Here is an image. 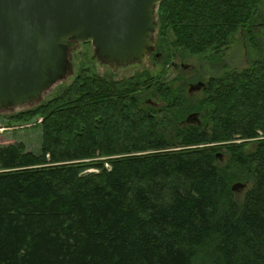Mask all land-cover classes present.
<instances>
[{"label":"trees","instance_id":"obj_1","mask_svg":"<svg viewBox=\"0 0 264 264\" xmlns=\"http://www.w3.org/2000/svg\"><path fill=\"white\" fill-rule=\"evenodd\" d=\"M157 22L165 68L220 59L264 0H160ZM165 71L82 68L4 116L41 119L42 144L0 146V264H264V58L223 66L196 100Z\"/></svg>","mask_w":264,"mask_h":264},{"label":"water","instance_id":"obj_2","mask_svg":"<svg viewBox=\"0 0 264 264\" xmlns=\"http://www.w3.org/2000/svg\"><path fill=\"white\" fill-rule=\"evenodd\" d=\"M160 0H0V109L24 106L73 72L71 48L91 41L115 68L145 63ZM204 81L191 83L189 92ZM200 120L192 112L189 123ZM247 183L235 182L242 194Z\"/></svg>","mask_w":264,"mask_h":264},{"label":"rangeland","instance_id":"obj_3","mask_svg":"<svg viewBox=\"0 0 264 264\" xmlns=\"http://www.w3.org/2000/svg\"><path fill=\"white\" fill-rule=\"evenodd\" d=\"M255 31L256 33L252 35L237 32L234 35L232 46L223 51L220 59H209L207 61L204 58L192 57L184 61L179 60L180 69L178 67H173L172 64L169 68H165L163 63H158L155 67L151 64L153 68L152 71L165 69V73L168 76L176 78L178 82H183L186 91H188L189 83L206 80L211 75L220 71L223 66L241 69L251 64L254 60L264 58V24H256ZM70 53L73 64L72 75L67 76L51 86L38 100L25 104L24 106L10 107L3 110L0 109V146L14 142H23L29 150L36 153L39 152L42 144V127L40 124H37L36 121H41V119L32 120L24 124L18 122L7 124L6 120H4V116L30 108L54 97L63 86L69 84L73 80L75 75L82 68H88L89 71L99 74H113L117 79L129 77L137 71L144 69V65L141 66L135 63L118 70L103 66L102 62L97 57L95 46L91 41H84L77 44L70 49ZM183 62L190 66L181 68ZM201 95V91H198L192 94V97L196 100V98ZM220 159L221 162L224 163L227 157L221 156ZM238 195L242 196L243 192ZM195 264H209V260L204 256V253H202L196 259Z\"/></svg>","mask_w":264,"mask_h":264},{"label":"flooded vegetation","instance_id":"obj_4","mask_svg":"<svg viewBox=\"0 0 264 264\" xmlns=\"http://www.w3.org/2000/svg\"><path fill=\"white\" fill-rule=\"evenodd\" d=\"M155 44H156V39H154V45L151 47V50H150V54L148 55V58H147V61L145 62V63H139V62H135V64H137V65H144V67H147V68H149L150 70H152L153 68L151 67V64L153 65V67H155L158 63H163V60H164V58H163V56H162V50H160L159 48H157L156 46H155ZM232 46V43L230 44V46L229 47H231ZM228 47V48H229ZM227 48V49H228ZM95 51H96V53H97V50H96V48H95ZM97 57H98V59L100 60V58H99V56H98V54H97ZM68 58L71 60V62H72V57H71V53H70V51H69V53H68ZM101 61V60H100ZM132 64H134V63H132ZM172 66L173 67H178L179 68V60H174V61H172ZM102 65L103 66H107V67H110V68H112L113 70H118V69H120V68H122V67H126V66H118L117 68H115V66H114V64L113 63H103L102 62ZM131 65V64H130ZM127 66H129V65H127ZM190 65L189 64H185L184 62L181 64V68H185V67H189ZM180 69V68H179ZM73 73V72H72ZM69 75H72V74H68L67 76H69ZM66 76V77H67ZM199 81H204L205 82V84H206V80H199ZM199 81H197V82H199ZM197 82H191V83H197ZM191 83H189V84H191ZM204 88V87H203ZM202 88V89H203ZM202 89L201 90H197V91H192V92H189V87H188V94H190V96H192V94H194V93H196V92H198V91H202ZM152 102V101H151ZM152 104H154V105H156V103H152ZM158 105V104H157ZM196 124L197 125H201V120H197L196 121Z\"/></svg>","mask_w":264,"mask_h":264}]
</instances>
